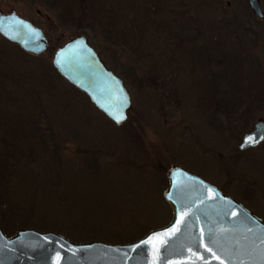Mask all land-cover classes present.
Listing matches in <instances>:
<instances>
[{"label": "rangeland", "instance_id": "obj_1", "mask_svg": "<svg viewBox=\"0 0 264 264\" xmlns=\"http://www.w3.org/2000/svg\"><path fill=\"white\" fill-rule=\"evenodd\" d=\"M258 1L264 26V0ZM161 3L165 19L174 16L175 24L180 25L181 15L188 16L205 26L204 37L212 35L211 21L219 16V5L230 13L241 11L251 29L262 30L246 0ZM66 9L65 4L52 8L42 0H0V13L14 11L47 38L46 49L31 54L0 35V109L14 115L15 123H20L25 107L31 115L43 113L46 119L42 123L51 130L58 152V157L39 154L43 163L37 166L29 164L26 149L31 147L30 155L35 156L36 142L25 148L18 145L26 154L16 167L17 174L7 182V206L12 209L7 211L12 214L5 212L11 220L6 223L8 232L2 230L4 234L31 228L56 232L73 242L133 241L169 221L171 211L162 192L172 164L217 186L264 220V140L253 149H236L241 134L257 118H264V33L246 37L255 70L243 73L244 88L236 87L243 89L241 94L226 84L229 104L225 105L231 107L217 109L210 106L207 95L212 93L209 84L214 65L202 53L203 39L197 31L190 34L187 30L189 39L181 42L167 35L155 38L144 31L138 37L136 27L126 21L114 30L127 33L130 41L116 40L114 34L107 39L88 19L70 26L75 23L68 24ZM77 34L87 37L129 92L127 118L119 125L94 109L51 66L53 50ZM22 76H28L29 82ZM243 108L249 113L241 120L237 112ZM47 171L50 175L56 171L54 183L52 177L47 178L51 187L42 179Z\"/></svg>", "mask_w": 264, "mask_h": 264}, {"label": "water", "instance_id": "obj_2", "mask_svg": "<svg viewBox=\"0 0 264 264\" xmlns=\"http://www.w3.org/2000/svg\"><path fill=\"white\" fill-rule=\"evenodd\" d=\"M246 4L255 17L262 18L258 0H246ZM0 35L31 54H39L47 46L44 32L12 10L0 13ZM51 66L111 123L119 125L126 120L129 92L84 34L57 46L51 55ZM263 140L264 118H257L241 134L236 149H253ZM166 179L162 197L171 217L163 226L126 243L73 242L56 232L31 228H19L7 236L0 228V264H206L201 256L209 258L207 264H220L211 259L213 252L225 264H264L262 218L217 186L176 164L169 166ZM173 227L180 231L172 232ZM159 234L166 235L157 239ZM204 245L212 251L205 252Z\"/></svg>", "mask_w": 264, "mask_h": 264}, {"label": "trees", "instance_id": "obj_3", "mask_svg": "<svg viewBox=\"0 0 264 264\" xmlns=\"http://www.w3.org/2000/svg\"><path fill=\"white\" fill-rule=\"evenodd\" d=\"M42 1L52 8L57 7V5L60 6L61 4H65L68 13L66 14L69 17L67 21L68 24L72 22L75 23L70 26H78V23L82 19H88L92 22V26L96 28L97 32L107 39H111L114 34L116 35V40L123 41V38H125V40L128 39L130 41V37L127 33H115L114 30V27L118 23L126 21H129V23L136 27V35L138 37L140 32L144 31L145 35L152 32L155 38L161 35H167L169 37L178 38L181 42L183 38H185V40L189 39L187 35L197 31L198 37L201 36L203 39L201 46L202 53L205 54L206 60L209 63L212 62L214 65L213 72H211L213 82L210 81L209 84L212 93L207 95L210 97V106L212 105L216 108L218 106L224 107L229 104L225 99V94L229 92L226 88L228 82L230 84V86L228 84V88L234 91L238 90L236 87L241 86L244 88L243 83L245 78H243V73L250 74L251 71L255 70L253 67V62L255 60L247 51L248 45L245 41L247 39L246 37H251L252 39V37H257L258 34L262 36L264 33V26H262L261 23L262 18L256 17L257 24L261 26L262 30H253L248 25V21L242 17L244 14L241 11L230 13L224 8L222 9L220 5L218 6V10H220L218 12L219 16L211 21V27L214 28L212 30V35H210V37H204L206 35L204 32L205 26L199 24L196 20H190L188 16L181 15L182 22L180 25L175 24L176 20L174 16L165 19L162 13L164 9L163 3H161L162 0H156L157 3H153L152 0ZM95 7H97V9ZM242 11L244 12L243 9ZM172 14L177 15V13ZM191 22L193 24L197 23L198 25H193ZM187 30L190 31V34H186ZM135 38L136 36L132 37V39ZM191 60L194 62L196 61L194 58ZM23 73L26 75L27 72L24 71ZM22 78L28 80V76H22ZM242 88H240V91L238 90L236 94H241L243 91ZM29 92L31 91H28V93ZM205 92L207 93V91ZM244 94H246V90ZM238 99L239 97H234V101H238ZM226 107H231V105ZM22 111L20 123H15L14 115H7L4 110L0 109V227L5 234L8 232L6 223L11 220L9 214H12L7 211L12 210L7 206L9 203L8 193L6 192L7 182L10 181L12 176L17 174L18 170H16V167L22 161L23 155L26 154L22 149H19L21 143L25 148L26 146H30V143L36 142V151L35 149L33 151V155L35 156L32 157L30 155V153H32L31 147L26 148L27 156L30 158V160H28L29 164L32 162L39 166L43 163L40 161L39 154H49L58 157L55 140L53 139L51 130L47 129V126L42 123L44 122L43 120L46 119L43 113L40 114L41 112H39L36 116H34V114L31 115L32 111L26 107ZM248 113V110L243 108L241 111L237 112V115L240 116L238 117L239 119L243 120L248 116ZM39 121H41V123ZM18 138H20L19 141L17 140ZM35 157H37L38 162H36ZM25 164L26 163L23 162V166ZM53 174H56V171L52 172L51 175L47 171L48 176L46 177L44 174L42 179L44 177L45 179L52 177L51 180H53L54 183ZM34 177L35 174L32 173V180ZM45 185L48 187L53 186V184L48 182V179ZM5 212L9 214H5ZM126 239L132 240L133 238Z\"/></svg>", "mask_w": 264, "mask_h": 264}, {"label": "snow or ice", "instance_id": "obj_4", "mask_svg": "<svg viewBox=\"0 0 264 264\" xmlns=\"http://www.w3.org/2000/svg\"><path fill=\"white\" fill-rule=\"evenodd\" d=\"M115 118H117V122H119V117H115ZM208 190H209V191H213V190L210 189V188H209ZM182 219H183V216L181 217V220H182ZM180 222H181V221H177L176 223L179 224ZM171 231H172V232H178V231H180V229H179L178 227H173V228L171 229ZM161 235H166V234H159L156 238L159 239ZM204 249H205V252H211V251H212V249L209 248L207 245H204ZM157 251H159V250L157 249ZM194 255H195V253H194ZM199 258H200V259H204L205 262H206V264H207V260L209 259V258L204 257V256H201V257H199ZM211 259L219 260L220 264H225V261L222 260L218 255H216L215 252L212 253V257H211ZM153 264H155V261L153 262Z\"/></svg>", "mask_w": 264, "mask_h": 264}]
</instances>
